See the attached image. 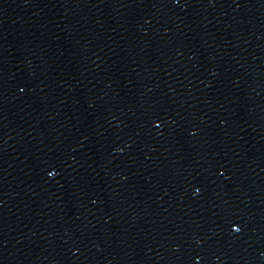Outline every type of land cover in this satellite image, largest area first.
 Returning <instances> with one entry per match:
<instances>
[{
	"label": "water",
	"instance_id": "obj_1",
	"mask_svg": "<svg viewBox=\"0 0 264 264\" xmlns=\"http://www.w3.org/2000/svg\"><path fill=\"white\" fill-rule=\"evenodd\" d=\"M0 264H264V0H0Z\"/></svg>",
	"mask_w": 264,
	"mask_h": 264
}]
</instances>
